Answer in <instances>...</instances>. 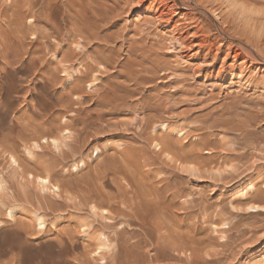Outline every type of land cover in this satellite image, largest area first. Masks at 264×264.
<instances>
[{
    "label": "rangeland",
    "instance_id": "1",
    "mask_svg": "<svg viewBox=\"0 0 264 264\" xmlns=\"http://www.w3.org/2000/svg\"><path fill=\"white\" fill-rule=\"evenodd\" d=\"M12 1L17 4L10 13H17L18 3L22 1L23 11H30V4L36 6L34 13L46 6V14L53 18L51 22L59 19L60 22L65 10L63 4L71 0ZM75 1L74 13H79L77 16L82 14L95 28V33L107 38L106 43L92 40L91 45L78 48V39L71 43L67 40L70 38H64L66 32L62 31L60 39L52 40V43L60 44L63 50L70 51L69 61L60 64L61 55L51 49L40 62L32 66L22 65L23 70L20 64L13 63V57L22 55L30 59L33 52L41 47L34 44L35 35L29 30L30 27L39 28L40 23L36 18L24 16L18 27L23 31L22 34L11 36L7 46L0 44V180L3 181L0 188V264H11L10 261L18 264V259L27 263L26 258L36 254L55 257V264H77L74 258H79L85 264H101L95 252L98 247L96 241L103 234L112 239L115 237L110 240L113 241L110 250L103 251L107 257L105 264H185L165 260L166 256L179 257L168 248L164 249V254H160L159 263L152 261L151 257L156 255V251L152 244L149 245V239L143 235L139 225H136L137 218L132 220L130 217L137 206L145 222L149 223L147 228L154 240L161 235L169 239L180 236L205 238L207 243L211 238L221 242L228 240V246L224 248L215 242L211 245V250L222 253L219 264H259L264 260V210L260 215L253 214L248 210V204L264 207V65L248 64L247 67L225 72L221 71V67L242 32L264 40V3L255 8L244 1L182 0L184 5L179 4L180 8L174 10L178 14L167 16L165 20L158 17L162 0ZM6 2L10 3L9 0ZM168 3H172L171 0ZM254 20L258 21L257 25L253 24ZM204 25V30L195 37L196 29ZM216 27L227 28V35L230 33L233 40L221 41ZM200 37L208 38L207 46L188 45L196 43ZM135 41L137 46L151 49L154 53L152 59L157 61L154 63L157 74L153 82L143 84L141 79L140 86L128 81L132 77L120 76L122 65L129 57V43ZM94 50L98 52V57L103 55V60L110 57V63L104 60L107 64L103 62V67H98L102 72L98 68L96 70L99 72L88 69L90 71L84 78L83 92L70 93L66 88L69 86L67 74L73 75L76 69L77 72L82 70L83 59L91 63V58L96 55ZM73 51H83L84 55L77 57V54L74 57ZM26 52L31 54L26 55ZM4 64L8 65L9 70H4ZM71 64V72H66L65 69ZM149 66L150 63L145 62L143 67ZM143 67L137 68L138 72L133 76L151 78V73L142 70ZM50 75H54V83L44 86L42 77ZM94 77L98 80L96 84L93 82ZM92 82L94 86L91 88L89 85ZM109 89L117 91L122 100L114 102L113 97L116 95H111L106 106L97 104L101 94ZM82 96H86L83 97L84 101ZM81 101L83 104L79 103ZM40 102L44 103L43 108L39 109L41 113L38 111L40 107L37 108ZM122 102L126 105H122ZM148 104L155 109L152 106L149 109L146 106ZM79 109L78 113H83L82 117H88V129L81 120L80 124L76 122L80 117L76 112ZM140 110L145 111L143 113ZM99 111L103 113L99 114ZM142 113L152 120L147 118L149 125H154L150 126L151 129H145L146 122L141 121L144 119ZM158 121L168 125L169 132L161 129L159 126L162 123ZM156 123L159 124L158 128ZM14 127L12 138L4 139V135L11 136L10 129ZM160 129L170 134L168 141H181L177 145L185 147H182L185 152L192 150L199 154L201 157L194 159L196 162L192 160L184 167L189 171L192 167H199V163H204L203 167H199L201 170L204 168L203 172L194 175L191 171L188 173L183 170L184 167L175 168L176 164L168 162L170 158L160 152L158 144L161 143L156 141L158 137L160 142L165 141L158 135ZM67 130L72 133L68 134ZM79 130L84 134L81 131L79 135ZM20 134L24 135L23 139L17 137ZM34 136L37 138L32 139ZM8 139L13 142L12 149L8 147ZM44 139L60 140L59 150L53 145L46 146ZM35 142L43 147H35ZM28 150L32 151L31 154ZM61 151L65 152L62 156ZM13 157L19 165L12 162ZM75 162L86 165L80 163L79 169L75 171L72 167ZM31 174L36 177L48 175L52 184L61 187V193L53 188L43 190L37 179L34 182ZM128 176L135 177L137 184H133L132 178ZM129 182L133 184H130L132 187ZM133 187H138V192ZM252 187L256 190H251ZM156 188L162 189L159 194L164 192V195L160 194L164 196L163 199L159 194L160 200L159 197L155 199L153 191ZM98 190L103 193V197ZM148 190L152 192L149 193L148 201L143 197V202L150 203L147 205L144 202L146 207L141 204L142 199H139L138 194L148 196ZM134 192L141 205L136 203ZM93 194L97 199L90 200ZM250 194L258 195L251 200ZM109 196L111 201L116 199L107 202ZM117 196L121 199L126 197L128 204L133 205L132 212L126 207V201L122 202ZM84 197L91 203L84 201ZM129 197L135 201L131 202ZM149 198L158 202H151ZM98 201H101L102 206L98 205ZM120 203L126 205L123 207ZM13 207L18 208L15 219L8 216V210ZM116 207L123 209L116 210ZM142 207H146L148 213ZM127 210L131 214L126 213ZM114 211L120 216L125 212L129 214L128 218L125 215L116 217ZM39 213L47 220L46 228L38 226L35 217ZM150 214H156L155 220ZM148 217L150 222L146 220ZM223 218L228 222L227 225L218 222ZM152 220L158 225L154 226ZM230 227L233 230L225 237L216 233L217 230H228ZM122 229L128 232L116 241V232L120 233ZM239 230L242 234L238 233ZM85 234L88 237L83 236ZM65 237L74 244L67 259L57 258L61 253L58 246L40 244L41 240H54L60 244ZM13 245H16V250L12 249ZM161 255H165L164 258ZM22 256L25 258L22 259ZM180 256L186 259L188 255Z\"/></svg>",
    "mask_w": 264,
    "mask_h": 264
},
{
    "label": "bare ground",
    "instance_id": "2",
    "mask_svg": "<svg viewBox=\"0 0 264 264\" xmlns=\"http://www.w3.org/2000/svg\"><path fill=\"white\" fill-rule=\"evenodd\" d=\"M240 1H244V2H246V3H251L252 5H253V7H255L256 8V6H259L261 3H264V0H234V2H240ZM9 2L10 3H8V2H6V0H0V44L2 45V46H7V43L9 44L10 42H11V36H18L19 34H22V32L23 31H21L18 27L21 25L20 23H21V21L23 20V18H24V16H30L31 18H36V21L37 22H39L40 24V26H39V28H31L30 27V29L29 30H31L33 33H34V37H35V42H34V44H38V45H41V47L38 49V50H35L34 52H33V57H31L30 59H28V58H23V56L22 55H19L18 57H17V55L16 56H14L13 58H14V64H20V69H21V67H22V65H28V66H32L33 64H35V63H38V62H40L41 60H42V58H43V56L45 55V54H47V53H50L51 52V49H54L55 51H56V53L55 54H59V55H61V60H60V64H62V63H64L65 61H67L68 59H69V57H68V53H70V51H65V50H63V46L61 47L60 46V44H55V43H52V40H55V41H57L58 39H60V36L61 35H63V33H62V31L64 32H66L65 34H64V38H66V37H68V38H70V39H67V40H70V42L71 41H73V42H76V40H77V44L76 43H73V44H76L77 45V47L78 48H80L81 47V45H82V47L83 48H85L87 45H91V41L93 40L94 42H95V40L96 41H102V42H104V43H106L108 40H107V38L106 37H101L100 35H99V33H95L94 32V30H95V28L93 29V26H92V24L88 21V20H86V19H84V17L83 16H81L82 14H80V16H77V14H79V13H77V14H75L74 13V11H75V5H76V1L75 0H71V1H69V3L67 2L66 4H63L64 5V12H62L63 14H62V18H61V21L59 22V20L58 21H54V22H51L52 21V17L50 18L47 14H46V6H42L41 7V9L40 10H38L36 13H34V9H35V4H30V11L28 10V11H23V6L21 5L22 4V1H20L18 4V6H19V11L17 12V13H10L9 11L10 10H12L13 9V7L17 4V2L16 1H12V0H9ZM171 2L172 3H168V0H162L161 1V5H160V7L158 8V17L159 18H165V17H167V16H170V15H173L174 13H177V12H175L174 10H175V8H180V6L181 5H184V3L182 2V0H171ZM242 3V2H241ZM179 4H180V6H179ZM20 5L22 6V7H20ZM250 10H251V8H250ZM249 10V11H250ZM256 10V9H255ZM82 11V10H81ZM97 12V11H96ZM260 12V11H259ZM178 14V13H177ZM185 14V13H184ZM243 14V13H242ZM38 15V16H37ZM96 15H97V13H96ZM185 16V15H184ZM264 17V16H263ZM258 19V18H257ZM165 20H166V18H165ZM195 20V19H194ZM262 21V20H261ZM253 24L254 25H257L258 24V21H253ZM50 25H53V26H50ZM206 26L204 25V26H202V27H200L199 28V30L198 29H196V33L194 34V36L196 37L197 36V33H199V31H201V30H204V28H205ZM47 30H46V29ZM16 29V30H15ZM44 29V30H43ZM193 29V28H192ZM215 30H216V32L218 33V38L222 41H224L225 39H231V40H233V36L232 35H227V28H219V27H216L215 28ZM15 32V33H14ZM62 33V34H61ZM181 34V33H180ZM188 35V34H187ZM200 35V34H199ZM201 36H202V34H201ZM71 37L73 38V40H71ZM187 37V36H186ZM203 37V36H202ZM198 38V37H197ZM183 39V38H182ZM186 39V38H185ZM195 39V38H194ZM235 39V38H234ZM246 39V40H245ZM184 40V39H183ZM210 40V39H209ZM60 41V40H59ZM186 41V40H185ZM207 41H208V38L207 37H204V38H202L201 39V37L197 40V42L195 43V42H192V44L190 43V44H188V45H195V46H197V47H203V46H207ZM228 41V40H227ZM236 41L238 42L235 46H234V48L232 49V50H230L229 51V53L227 54V56L224 58V60H223V63H222V67H221V71L222 72H225V71H230V70H233V69H236V68H242V67H247V65L249 64L250 66H253L254 64H260V65H264V40H262V39H258V38H253V37H251L249 34H247V33H245V32H242V35H240V38H238V39H236ZM66 42V41H65ZM69 42V41H68ZM68 42H66V43H68ZM70 42H69V44H70ZM184 42V41H183ZM230 42V41H229ZM72 43V42H71ZM136 41L134 42V43H129V57H128V59H127V61L122 65V70H121V72H120V76H128L129 78L130 77H132V78H130V79H128V81H133L134 83H135V85L137 86V85H142V84H140L139 83V80H143L142 82H143V84H145V82H151L152 80H153V77H154V75H156L157 74V71H156V69H157V67L155 66V64L154 63H157V61L156 60H153L152 59V57L154 56V53L152 52V50L150 49V50H145V48L144 47H139V46H137L136 44ZM138 43V42H137ZM183 44V43H182ZM150 45V44H149ZM161 45V44H160ZM183 45H185V44H183ZM74 46V45H73ZM89 47V46H88ZM186 47V46H185ZM188 48V47H187ZM247 48L249 49V50H247ZM65 49V48H64ZM89 49V48H88ZM98 51H99V49H97ZM95 51V53H96V50H94ZM251 51H252V53H251ZM74 53H73V56L74 55H77V57L78 56H80V55H82V52L83 51H79V52H76V51H73ZM6 54L8 53V52H5ZM98 53V52H97ZM97 53H96V55L95 56H93L92 58H91V63L90 62H86L84 59L82 60V63H83V65L81 66V69L82 70H79V72H77V69H76V72H74V71H72V72H74V74L72 75V73L70 74H67V75H69V78H68V82H69V86L71 85V87H70V90H69V86L67 87L66 86V88L68 89H66L67 91H70V93H81V92H83V84H84V78L86 77V75L88 74V72L90 71V70H96V68H98L99 66H102L103 67V62L104 63H106L105 61L107 60L109 63H110V57L108 58V57H106L107 59H104L103 60V55L101 54V56L103 57H98V55H97ZM27 54H31V52H26V55ZM54 54V55H55ZM71 55V54H70ZM69 55V56H70ZM84 55V54H83ZM82 55V56H83ZM100 56V55H99ZM54 57V56H53ZM75 57V56H74ZM133 57H135V59H133ZM71 58V57H70ZM74 59V58H73ZM229 60H232V62H228ZM69 61V60H68ZM67 61V62H68ZM145 62H149L150 63V66L149 67H143L144 66V64H145ZM80 63H81V60H80ZM10 64V63H9ZM107 64V63H106ZM109 65V64H108ZM4 70L5 71H7V70H9L8 69V65L7 64H4ZM107 66V65H106ZM65 67V66H64ZM104 67H105V65H104ZM108 67V66H107ZM106 67V68H107ZM109 67H110V65H109ZM139 67H143L142 68V70H145L146 72H148V73H151V78L150 77H145V78H142L141 76V78H137L136 77V75L135 76H133L136 72H138V70H137V68H139ZM30 68V67H29ZM70 68H73V65L71 64V66H69V67H67L65 70H67L66 72H68V70L70 69ZM75 68V67H74ZM79 68V67H78ZM136 68V69H135ZM18 69V68H17ZM22 69H23V67H22ZM38 69V68H37ZM41 69H43V68H40L39 70H41ZM88 69H90L89 71H87ZM99 69V68H98ZM96 70V72L98 71L99 72V70ZM24 70V69H23ZM31 70V69H30ZM71 70V69H70ZM69 70V71H70ZM101 71V70H100ZM220 71V70H219ZM18 72V71H17ZM28 72V71H27ZM31 72H32V70H31ZM71 72V71H70ZM92 73H93V71H91ZM90 72V73H91ZM102 72V71H101ZM30 73V72H29ZM37 73V72H36ZM35 73V74H36ZM40 73V72H39ZM38 73V74H39ZM89 73V75H91ZM3 74V73H2ZM1 74V75H2ZM32 76V75H31ZM93 76H95V75H93ZM87 78V77H86ZM98 79H99V77H98ZM36 81V80H35ZM54 81H55V77H54V75H50V76H48V77H42V82H43V84H44V86H48V85H50V84H52V83H54ZM87 81V80H86ZM95 81H98L97 80V78L96 77H94V83H95ZM36 82H38V81H36ZM93 82L89 85L91 88L94 86V84H93ZM153 82V81H152ZM42 84V83H41ZM64 84H66V83H64ZM96 84V83H95ZM97 84H98V82H97ZM34 85H35V83H34ZM63 85V84H62ZM42 86V85H41ZM88 86V87H89ZM98 86H99V84H98ZM89 87V88H90ZM111 87H113V86H111ZM90 88V89H91ZM98 88V87H97ZM38 89V88H37ZM108 89V88H107ZM111 89H113V88H111ZM111 89H109L110 91H108V90H105L106 92L105 93H102L101 95L102 96H100V100H98L99 102L97 103V104H99V105H101V106H106L105 104H106V101H108V100H110L111 98V95H113V96H115V97H113L115 100H114V102L117 100V101H119V100H122V98L121 97H119L118 95V92L117 91H113L112 92V90ZM65 90V91H66ZM103 90V89H102ZM114 90V89H113ZM41 91V90H40ZM65 91H63V92H65ZM129 91V90H128ZM132 91V90H131ZM130 91V92H131ZM103 92V91H102ZM116 92H117V94H116ZM133 92V91H132ZM135 92H137V91H135ZM64 94H66V92L64 93ZM85 95H86V93H84ZM130 93L128 92V95H129ZM132 94V93H131ZM133 94H135V93H133ZM132 94V95H133ZM89 96V95H88ZM83 97H86V96H82V99H83V101H84V98ZM90 97V96H89ZM98 99V98H97ZM123 99H125V98H123ZM56 101V100H55ZM83 101H81V102H79L80 104H83ZM124 101V100H123ZM127 101V100H126ZM97 102V101H96ZM88 103V102H87ZM123 103V102H122ZM41 104V105H40ZM40 104H37L38 106H37V108L38 107H40V108H38V111H39V113H41L40 112V110L39 109H42L43 108V104L44 103H41L40 102ZM47 104V103H46ZM144 104H145V102H144ZM95 105H96V103H95ZM98 105V106H99ZM122 105H126V104H122ZM149 109H150V107L152 106H149V104L148 105H146ZM48 107V106H47ZM101 108V107H100ZM107 108V107H106ZM145 108V107H144ZM152 108H154L153 106H152ZM141 109V108H140ZM142 109H143V107H142ZM155 109V108H154ZM45 110H46V107H45ZM152 110V109H151ZM76 111V110H75ZM80 111V109L78 110V111H76L77 113ZM85 111V110H84ZM102 111V110H101ZM141 111V110H140ZM139 111V112H140ZM143 111H145V110H143ZM143 111H141V112H143ZM70 112H72V111H70ZM74 112V111H73ZM76 112H75V114H76ZM81 112H83V110H81ZM86 112V111H85ZM99 114L100 113H103V112H98ZM144 113V112H143ZM142 113V114H143ZM83 114V113H82ZM82 114L80 113H78V115L80 116H78L79 117V119H77L76 120V122L78 123V124H80L81 122H82V125H83V123L86 125V124H89V120H88V117H82ZM84 114H86V113H84ZM90 114V113H89ZM88 114V115H89ZM97 114V113H96ZM147 114H148V111H147ZM64 115H66V114H64ZM87 115V116H88ZM98 115V114H97ZM84 116V115H83ZM143 118L144 119H141V121L143 120L144 122H146L145 124L144 123H142V126L144 127V125L146 126L145 127V129L147 128L148 129V127L150 128V126L151 125H149V123L147 122V118L145 117V114H143ZM148 116V115H147ZM149 116H150V114H149ZM90 117V116H89ZM93 117V116H92ZM99 117H100V115H99ZM98 117V118H99ZM151 117V116H150ZM151 118H153V116L151 117ZM149 120H151L150 118H148ZM161 119V118H160ZM79 120H81V122L79 121ZM148 120V121H149ZM13 121V120H12ZM16 121V120H15ZM157 121V120H156ZM156 121H154V123L156 122ZM159 121H161V120H159ZM158 121V122H159ZM75 122V123H76ZM80 122V123H79ZM150 122V121H149ZM151 122H152V120H151ZM13 123V122H12ZM160 123V122H159ZM162 123V124H161ZM160 124V126L159 127H161V129L163 128L164 129V131H166V132H169L168 130H170V128H168V125L166 126V124L162 121ZM73 124V123H72ZM144 124V125H143ZM151 124V123H150ZM157 124V123H156ZM155 124V125H156ZM168 124H169V122H168ZM67 125V124H66ZM70 125V124H69ZM82 125H80V126H82ZM153 125V124H152ZM158 125L159 124H157V128H158ZM76 126V125H75ZM89 126V125H88ZM154 126V125H153ZM153 126H151V127H153ZM170 127V126H169ZM66 128H67V126H66ZM73 128V127H72ZM82 128V127H81ZM86 129H88V127H87V125H86V127H85ZM68 129V128H67ZM83 129V128H82ZM85 129V131H87ZM146 129V130H147ZM151 129V128H150ZM161 129H160V133H158V135L160 134V136H161V138L162 139H165V141H162V142H160L161 140H157V139H160L157 135V137H152V138H157L156 139V141H159V143H161V144H158L159 146H160V152L161 153H165L167 156L166 157H169L170 159V161H168V162H170V163H174V164H176L174 167L175 168H178V166H182V167H184L185 166V164H188V162H190V161H192V160H194V159H198V157L200 158L201 156L199 155V154H195L194 153V151H189V152H185L186 150H184L185 149V147H178L179 146V144L177 145V142H178V140L177 139H175V142H170V141H168V139L171 137V136H169L170 134H168V133H164V132H161ZM11 130V136L9 135V133H8V135L10 136H3V138L4 139H6V138H9V139H11L12 138V135H14L13 133H15V127L14 128H11L10 129ZM65 130V129H64ZM69 130V129H68ZM67 130V133L68 134H71L72 132L71 131H68ZM159 130V129H158ZM157 130V131H158ZM82 131V130H81ZM80 130H79V135H81L82 133H83V131H82V133L80 134V132H81ZM84 131V132H85ZM155 131V130H154ZM154 131H153V133H154ZM181 131V130H180ZM179 131V132H180ZM156 132V131H155ZM182 132V131H181ZM35 134H36V132H35ZM84 134V133H83ZM155 134V133H154ZM153 134V135H154ZM156 134H157V132H156ZM179 134H181V133H179ZM178 135V134H177ZM184 135H185V133H184ZM0 137H1V134H0ZM17 137H19L20 139H23L24 138V135H21L20 134V136H17ZM37 137L36 136H34L32 139H36ZM168 138V139H167ZM9 139H8V141H9ZM40 139V138H39ZM174 139V138H173ZM7 140V139H6ZM172 140V139H171ZM40 141V140H39ZM152 141L153 142H155L153 139H152ZM173 141V140H172ZM180 141V140H179ZM181 142V141H180ZM180 142H178V143H180ZM9 148H13V142H10L9 141ZM40 143V142H39ZM44 143L46 144V146H48V147H50L51 145H53L54 146V148H56L57 150H59V147H60V143H61V141L59 140H56V139H52V140H49V139H44ZM35 147H37V148H40V147H43L42 145H39L37 142H35ZM192 145V144H191ZM8 147H7V149H8ZM30 147H31V144H30ZM157 147V146H156ZM42 149V148H41ZM5 150V149H4ZM6 151V150H5ZM29 151V150H28ZM31 152L32 151H29V154H31ZM191 152V153H190ZM194 153V154H193ZM61 156L62 155H64L65 154V152L64 151H61ZM162 155V154H161ZM18 160H16L14 157L12 158V162L15 164V165H19V163L17 162ZM195 161V160H194ZM197 161V160H196ZM195 161V162H196ZM81 163V162H80ZM80 163L78 162H75L74 164H73V166L72 167H74V169H75V171L77 170V169H79V167H80ZM164 164H165V162H163ZM81 164H85V163H81ZM166 164H167V162H166ZM192 163H190L189 165H191ZM202 164H204V163H202ZM202 164H200L199 163V167H203L202 166ZM86 165V164H85ZM193 165V164H192ZM195 165V164H194ZM198 165V164H197ZM201 165V166H200ZM20 167V166H19ZM191 167V166H190ZM199 167H192V169L191 170H189L188 171V168L187 167H184V169L183 170H186V172L188 171V173L191 171V173L192 174H194L195 175V173H201V171L203 172V169L204 168H202V170L199 168ZM71 169V168H70ZM73 169V168H72ZM179 169H181V168H179ZM209 171V170H208ZM190 173V174H191ZM110 175V174H109ZM112 175V174H111ZM200 175H202V174H200ZM31 176V178L32 179H35V183H36V179H37V181L39 182H37L38 184H39V186L43 189V190H48L49 188H53L55 191H58L59 193H61V187L58 185V184H52V182H51V179H50V177L47 175L46 177L45 176H43V177H40V176H38V177H36V176H34V175H30ZM128 177H130V176H128ZM99 178V177H98ZM105 178V177H104ZM109 178V177H108ZM130 178H132V180H133V184L135 183V185L137 184V182L136 181H134V179H135V177L133 178V177H130ZM106 179V178H105ZM99 180V179H98ZM102 180V179H101ZM165 180V179H164ZM3 182V181H2ZM1 180H0V188H1ZM130 182H131V180H130ZM129 182V186H131L130 184H132V183H130ZM141 183V182H140ZM132 184V185H133ZM140 185H142V184H140ZM138 186V185H137ZM40 187H39V189H40ZM132 187V186H131ZM135 187V186H134ZM133 187V188H134ZM139 187V186H138ZM138 187H136V188H134V189H136V191H137V189H138ZM255 187V186H254ZM254 187H252L251 188V190H254L255 188ZM141 188V187H140ZM2 189V188H1ZM157 189V188H156ZM152 190V189H151ZM151 190H148L149 192H146V193H148V196L146 197V196H144V195H142V197H141V195L140 194H138V196H140L139 197V199L141 200V202L139 201V200H137V197H136V192H134L135 194H134V198L136 199V203H141L142 205L143 204H145L144 202H146V201H148V197H149V193H150V191ZM162 190V189H161ZM161 190H159V189H157L155 192L153 191V193H155L156 194V196H155V199H156V197H157V199H158V197L159 196H161L160 194H162V193H160L159 194V192L161 191ZM256 190V189H255ZM64 191H65V189H64ZM99 191V190H98ZM125 191V190H124ZM123 191V192H124ZM132 191H134L133 189H132ZM143 191V190H142ZM144 191H146V190H144ZM101 191H99V194L101 195V197H103V193L101 194L100 193ZM121 193H122V191H120ZM130 192V191H129ZM138 192V191H137ZM141 192V191H140ZM139 192V193H140ZM152 192V191H151ZM257 192H258V190H257ZM63 193V192H62ZM94 193V192H93ZM121 193L119 194V195H121ZM127 193H128V191H127ZM145 193V192H144ZM145 193V194H146ZM153 193H151L152 195H154ZM91 194V193H90ZM95 194V193H94ZM94 194L91 196V198H90V200L91 199H97V197H95L94 196ZM97 194H98V192H97ZM124 193H122V195H123ZM129 195H130V193H128ZM132 194V193H131ZM157 194H159V196L157 195ZM162 195H164V192H163V194ZM170 195V194H169ZM257 195L258 194H250V198H251V200L252 199H254V198H256L257 197ZM131 196H133V195H131ZM171 196V195H170ZM172 196H173V194H172ZM171 196V197H172ZM118 197V196H117ZM121 197V196H120ZM122 197H124V195L122 196ZM143 197H145L146 198V201H144L143 202ZM151 197H153V196H150V198ZM162 197V196H161ZM164 197V196H163ZM163 197H162V199H163ZM86 197H84V199H85ZM89 198V197H88ZM105 198V197H104ZM104 198H102L103 200H104ZM108 198V200L110 199V196L109 197H107ZM113 198V197H112ZM119 198V197H118ZM130 198V200H131V197H129ZM133 198V197H132ZM133 198V199H134ZM145 198H144V200H145ZM149 198V201H151V199ZM93 199V200H94ZM102 199H99V200H102ZM106 199V198H105ZM113 199H116V198H113ZM112 199V201H114ZM122 202H123V200L124 201H126L125 203L129 206H126L127 208H130V211L132 212V210H133V208H132V210H131V206H133V205H131V203H130V205L128 204V202H127V200H125L126 199V197H125V199L124 198H119ZM153 199V198H152ZM88 201L89 203H91L90 202V200L89 199H85L84 201ZM120 200H119V202H120ZM130 200H128V201H130ZM159 200H160V197H159ZM86 201V202H87ZM111 200H109V201H107V202H110ZM111 201V202H112ZM117 201H118V199H117ZM133 200H131V202H132ZM135 201V200H134ZM133 201V202H134ZM153 201H157V200H154L153 199ZM153 201H151V202H153ZM99 202V201H98ZM158 202V201H157ZM96 203V202H95ZM104 203V202H103ZM139 203V204H140ZM148 202H146V204H147ZM155 203V202H154ZM160 203H162V201L160 202ZM94 204V203H93ZM99 204H101V201L98 203V205ZM120 204H122V206H123V203H120ZM119 204V205H120ZM126 204H124V206L126 205ZM133 204H135V203H133ZM140 204V205H141ZM145 204V205H146ZM150 204V203H149ZM149 204H147V205H149ZM152 204V203H151ZM157 205H161V204H159V203H156ZM165 204V203H164ZM139 205V207H141ZM147 205H146V207H147ZM167 205V204H166ZM94 207H95V205H93ZM97 206V205H96ZM101 206H102V204H101ZM123 206V207H124ZM144 206V205H143ZM99 207V206H98ZM97 207V208H98ZM134 207H135V205H134ZM145 207V208H146ZM159 207V206H158ZM161 207V206H160ZM117 208V207H116ZM126 208V209H127ZM137 208H138V206H137ZM137 208H135L134 209V214H132V215H130V217L132 218V220H133V218L135 219V218H137L136 220V225H139V227H140V229H142L141 231H143V235L145 236V237H147L148 239H149V241L148 242H150L149 243V245H153V249H155V251H156V255L152 258L151 257V259H152V261L154 262H156V261H158L159 259H160V254L162 253V254H164L163 252H164V249H170V250H173V251H175L177 254H178V256L179 257H175L174 258V256L172 257V256H170L171 258H169V256L166 258H164V256L163 255H161L165 260L167 259V260H175V261H179V262H184L185 264H219V262H220V256L222 255V253L221 252H219V251H215V250H211V245H212V243H216V245L217 246H220V247H227L228 246V240H227V242H221V241H219V240H217V239H213V238H211L210 240H209V243H207V240L205 239V238H196V237H189V236H187L186 238L185 237H183V236H180V237H177V238H174V239H169V238H166V237H163L162 235V237L160 236V237H157L156 238V240H154L153 238H152V236H151V233H150V229L149 228H147L148 226V224L145 222V219L143 218V216H142V214L141 213H139V210L137 209ZM143 209H144V212H146V209L144 208V207H142ZM18 208H16V207H13V208H10L8 211V216L9 217H11L12 219H15V212H16V210H17ZM95 209V208H94ZM115 209V208H114ZM121 209H123L122 207L120 208V209H116V210H120L121 211ZM126 209H124V211H126ZM141 209V208H140ZM143 209H141V212L143 211ZM247 209V208H246ZM158 210V209H157ZM248 210L249 211H251V212H253V214L254 213H258L259 215H260V212L261 211H263L264 210V207H261V206H259V205H256V204H252V203H249L248 204ZM103 211V210H102ZM160 211V210H159ZM104 212V211H103ZM102 212V213H103ZM117 212V211H116ZM119 212V211H118ZM129 211L127 210V212L126 213H128ZM143 212V213H144ZM105 213H107V215L109 214L108 213V211L106 210V212ZM105 213H103L104 215H105ZM114 213H115V211H114ZM119 213H121V212H119ZM130 213V212H129ZM146 213H148V211L146 212ZM116 214V213H115ZM131 214V213H130ZM145 214V213H144ZM152 214V213H151ZM151 214H150V216H151ZM104 215H102V216H104ZM110 215H111V213H110ZM118 213L116 214V217H118ZM123 215H125L126 216V218H128L127 217V215H129V214H125V212H123V214L121 215V216H123ZM101 216V217H102ZM106 216V215H105ZM105 216H104V218H105ZM111 216H113V215H111ZM120 215H119V217H121ZM155 216H156V214H155ZM155 216H151V218L153 217V220H155L154 219V217ZM108 217V216H107ZM106 217V218H107ZM115 217V218H116ZM124 217V216H123ZM157 217V216H156ZM36 221H37V223H38V226H39V228H44L45 227V223H46V221L47 220H45V216L43 217L40 213L39 214H37L36 215ZM103 218V217H102ZM103 218V219H104ZM112 218V217H111ZM69 219V218H68ZM110 220V218H107V220ZM149 219V217L146 219L147 220V222L149 221L150 222V220H148ZM157 219V218H156ZM160 219V218H159ZM152 220V223L154 222ZM228 220V219H227ZM115 221V220H114ZM130 221V220H129ZM159 220H157V222H158ZM68 222V221H67ZM132 222V221H131ZM139 222V223H138ZM219 223H221V222H223V224L224 225H227L228 224V222H226V221H224V218L223 219H221V220H219L218 221ZM217 222V223H218ZM56 223V222H55ZM121 223V222H120ZM130 223V222H129ZM156 222H154V226L155 225H158L157 223L155 224ZM114 224V223H113ZM116 224H117V222L115 223V226H116ZM55 225V224H54ZM124 225V224H123ZM162 225V224H161ZM214 225V224H213ZM218 225V224H217ZM217 225H215V227H218ZM221 225V224H220ZM115 226H113V227H115ZM122 226V225H121ZM154 226H152V227H154ZM112 227V226H111ZM158 227V226H157ZM214 227V226H213ZM235 227H237V225L235 226ZM261 227V226H260ZM46 228V227H45ZM119 228V227H118ZM129 228V227H128ZM159 228V227H158ZM264 228V227H263ZM155 229V228H154ZM157 229V228H156ZM160 229V228H159ZM239 229V228H238ZM233 230V228L232 227H230L228 230H217L216 231V233L219 235V236H222V237H225V235H228V233L229 232H231ZM255 230V229H254ZM254 230H253V232H254ZM252 231V230H251ZM255 231H257V230H255ZM128 232V231H127ZM126 232V229H122L121 230V232L119 233V232H116V241H118V239L121 237V235H123V234H125V233H127ZM158 232V231H157ZM242 231L241 230H239V232L238 233H240V234H242L241 233ZM44 233V232H43ZM83 236H85V237H88V234H85V235H83ZM110 237V236H109ZM108 236H106L105 234H103V235H99V238H98V241H96L97 243H98V247H97V249H96V252H95V256L96 257H98L97 258V261L98 262H102L101 264H105L106 263V261H107V257H106V255L103 253V251L104 250H110V248H111V243L113 242V241H111L110 242V240H113L112 238H109ZM147 239V240H148ZM221 239V238H220ZM146 240V241H147ZM223 240H224V238H223ZM256 240V239H255ZM257 240H258V238H257ZM259 242V241H258ZM40 244L42 245V244H48V245H50L51 247L52 246H58L59 248H60V254L57 256V258H59V259H67V257H68V255H69V253H70V250H72L73 248H74V244H72L71 243V239L70 238H64L63 240H62V242L60 243V244H57L54 240H48V241H42L41 240V242H40ZM8 246V245H7ZM6 247V246H5ZM15 247H16V245H13V248L12 249H15ZM10 249V248H9ZM8 249V250H9ZM17 249V248H16ZM15 249V250H16ZM6 250V249H5ZM161 251V252H160ZM20 252H22V251H20ZM10 253V252H9ZM129 254V253H128ZM9 255V254H8ZM7 255V256H8ZM180 255H185V256H187V258L186 259H183ZM15 256V255H14ZM25 256V255H24ZM5 257V256H4ZM23 257V256H22ZM161 257V261L163 260V258ZM25 257H23L22 259H24ZM54 259H56L55 257H52V256H44L43 254H36V255H34V256H32V257H28V258H26V262L28 263V264H55V260ZM138 259V258H137ZM221 259H222V257H221ZM19 260V263L20 264H27V263H25L24 261H22L21 259H18ZM18 260H16V261H18ZM74 263L75 262H77V264H85L84 263V261H81L79 258H74ZM95 260H96V258H95ZM12 261H15L14 259L12 260ZM15 261V262H16ZM73 262V261H72ZM160 261H158V263H159ZM10 263L12 264L13 262H11L10 261ZM18 263V264H19ZM130 263V262H129ZM76 264V263H75ZM153 264V263H152ZM259 264H264V260L263 261H261Z\"/></svg>",
    "mask_w": 264,
    "mask_h": 264
}]
</instances>
